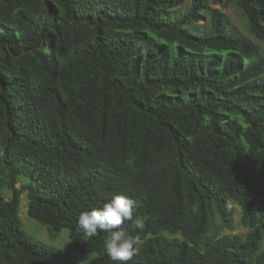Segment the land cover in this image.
Segmentation results:
<instances>
[{"label":"trees","instance_id":"16d2710c","mask_svg":"<svg viewBox=\"0 0 264 264\" xmlns=\"http://www.w3.org/2000/svg\"><path fill=\"white\" fill-rule=\"evenodd\" d=\"M214 1L249 36L202 0H0V264H122L78 227L117 194L150 217L123 264H264V0ZM236 205L248 233L209 237Z\"/></svg>","mask_w":264,"mask_h":264},{"label":"clouds","instance_id":"9594fccd","mask_svg":"<svg viewBox=\"0 0 264 264\" xmlns=\"http://www.w3.org/2000/svg\"><path fill=\"white\" fill-rule=\"evenodd\" d=\"M136 201L124 194L115 195L110 201L105 202L101 208L91 211H82L78 219V227L83 230L87 240L98 234V231L109 232L105 242L107 255L113 261L127 262L140 254L144 243L139 234L132 235L123 225L132 222L134 227L143 231L148 215H136Z\"/></svg>","mask_w":264,"mask_h":264},{"label":"rangeland","instance_id":"374dc122","mask_svg":"<svg viewBox=\"0 0 264 264\" xmlns=\"http://www.w3.org/2000/svg\"><path fill=\"white\" fill-rule=\"evenodd\" d=\"M192 0H182L180 6L176 9L168 11V15L172 16L177 14L178 16H183L190 7ZM203 5H205L206 9H219L221 10L228 19L230 26L235 28L238 32L243 35L249 36L247 29V22L243 13L234 5H225L224 2L216 3L214 0H202ZM208 25V16L204 14L203 17L198 18L191 23H189L186 27L192 29H202L203 27ZM18 186V185H16ZM27 203L25 197L22 196L19 208V219L21 224V229L30 237L33 241H36L44 246H47L53 249L58 253H68L70 251L69 247V239H68V230L63 229L56 236H51L44 227L37 221L30 219L26 214ZM214 227L208 232V236L212 237L215 233H218L220 236L222 235H240L245 236L248 233V229L241 222V210L239 206H234V215L232 217L229 226L225 229H222L221 232H217V223L215 221ZM68 246V249L66 248ZM70 256V255H69ZM73 257V255H71ZM70 258L72 259V257ZM84 255L78 256L74 255V259L77 264L82 262ZM87 257L86 261L91 257V255H85ZM85 259V258H84Z\"/></svg>","mask_w":264,"mask_h":264}]
</instances>
